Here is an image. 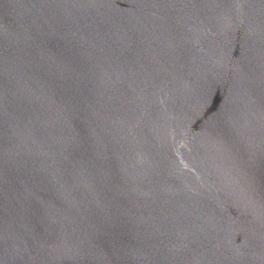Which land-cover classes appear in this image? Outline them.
<instances>
[{
    "label": "water",
    "instance_id": "95a60500",
    "mask_svg": "<svg viewBox=\"0 0 264 264\" xmlns=\"http://www.w3.org/2000/svg\"><path fill=\"white\" fill-rule=\"evenodd\" d=\"M0 264H264V0H0Z\"/></svg>",
    "mask_w": 264,
    "mask_h": 264
}]
</instances>
